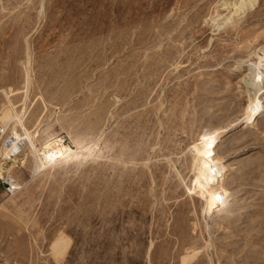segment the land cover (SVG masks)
Wrapping results in <instances>:
<instances>
[{
  "label": "rangeland",
  "instance_id": "rangeland-1",
  "mask_svg": "<svg viewBox=\"0 0 264 264\" xmlns=\"http://www.w3.org/2000/svg\"><path fill=\"white\" fill-rule=\"evenodd\" d=\"M231 1L0 0V120L91 152L35 174L0 130V264H264V0L222 24ZM214 130L208 211L192 151Z\"/></svg>",
  "mask_w": 264,
  "mask_h": 264
},
{
  "label": "bare ground",
  "instance_id": "bare-ground-1",
  "mask_svg": "<svg viewBox=\"0 0 264 264\" xmlns=\"http://www.w3.org/2000/svg\"><path fill=\"white\" fill-rule=\"evenodd\" d=\"M255 2L256 0H233L229 3L223 2V4H228L225 8L228 9V13L222 16V18H220L221 14H218L217 16L222 19V24H226L230 22L234 16H239L246 10L252 8ZM214 21L216 22L217 27L221 26V23L219 24L216 20ZM258 51H262V55H258ZM252 55H255L257 60L247 63L248 72L246 74V83L253 89V97L249 98L245 110L246 113L244 115L245 122L247 123H253L255 121V115L258 113L261 107L259 99L257 98V93L262 87H264V74L262 71H260L261 67H264V48L252 52ZM28 80L29 79L27 77V81ZM23 112V109L21 111H14V117H12L13 119L11 118L12 121H9L7 119L0 120V125L3 126V128H0V130L1 132H4V130L7 129L12 123L13 124L10 127L11 132L13 130L17 131L18 126L23 130L29 142L30 148L28 151V155L32 161V172H34L35 174L51 170L59 163L73 161L80 157L85 158L86 156L91 154V152L88 151V147L83 143L74 142L75 145L73 148L70 145L61 142L62 138L53 139V136L48 138L41 148L38 147L35 142L36 140H34L35 138L28 135V131L23 125ZM219 135L220 130H214L202 135L200 137V140L193 145L192 151L194 156L193 166L197 174L194 179V188L192 189V191H188H191L192 194L198 196L202 200L204 208H206L208 211H212L213 209H215V207L221 201L220 194L217 192L216 188L212 186V180H214V177H212L210 171V164L214 162L213 164L216 165L215 163H217L218 161L215 156H211V153H214L213 149L217 143ZM2 139L3 138L0 137V157L3 159L7 156L10 157L11 147L15 143V140H13V138L10 139V141H8V139ZM0 177H2L1 166ZM9 178L13 179L11 175L9 176ZM12 184L13 188H20L19 185L15 182H13ZM187 256L188 255L182 256V263H185Z\"/></svg>",
  "mask_w": 264,
  "mask_h": 264
},
{
  "label": "built area",
  "instance_id": "built-area-1",
  "mask_svg": "<svg viewBox=\"0 0 264 264\" xmlns=\"http://www.w3.org/2000/svg\"><path fill=\"white\" fill-rule=\"evenodd\" d=\"M58 139H60V138H58ZM64 141H65L64 139H61V142L64 143ZM16 144L19 146V149H20V151L18 152V154H19L22 151V149H23V140L22 139L17 140ZM7 159L10 160L9 158H7ZM1 178H0V180H1ZM13 182H15V180L14 179H10L9 177H5L2 180V183L5 186V191L6 192L11 193V192H13L14 190L17 189V188H13V184H12Z\"/></svg>",
  "mask_w": 264,
  "mask_h": 264
}]
</instances>
